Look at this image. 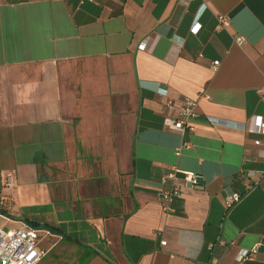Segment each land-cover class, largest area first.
Instances as JSON below:
<instances>
[{
    "label": "crops",
    "instance_id": "0c3cea01",
    "mask_svg": "<svg viewBox=\"0 0 264 264\" xmlns=\"http://www.w3.org/2000/svg\"><path fill=\"white\" fill-rule=\"evenodd\" d=\"M263 118L264 0H0V212L54 229L37 264H264Z\"/></svg>",
    "mask_w": 264,
    "mask_h": 264
},
{
    "label": "built area",
    "instance_id": "2783aa9c",
    "mask_svg": "<svg viewBox=\"0 0 264 264\" xmlns=\"http://www.w3.org/2000/svg\"><path fill=\"white\" fill-rule=\"evenodd\" d=\"M87 2L93 3L97 0H85ZM201 13L195 15V29L194 33H196L200 25L198 24ZM229 20L225 16L217 17V29L218 30H226L229 27ZM145 44H143L144 47ZM218 66V62H213V68ZM196 107L197 103L193 100H184L182 104L176 108L175 117H171L168 115L163 120V125L167 127L168 130L177 132L181 137H184L186 131L189 127V121L196 116ZM166 108L169 113H172L175 110L174 104L172 101L166 102ZM213 120L210 119L209 122ZM264 121V118H263ZM215 124H217L215 122ZM259 141H255V145H259ZM190 144L183 142L180 149H189ZM178 172L176 170H171L166 174L167 179H175ZM181 180L184 183H189L191 185L196 184L197 175L189 172L181 173ZM14 186V178L12 173H8L5 176L4 187L12 188ZM239 193H231L225 197L224 206L226 209L231 208L235 203L239 201L240 198ZM181 198V192L178 186H173L171 189L163 190L159 193V201L161 204V210L163 214H171L174 213V209L172 208V204L175 200ZM10 200L7 196H0V207H6L9 204ZM0 219L5 222H11V220L0 213ZM49 231L45 229H35L31 228L26 224H22L20 227L16 229H12L9 231H4L2 226H0V264H37L41 257V253L39 251V241L40 234H44V236L49 235ZM223 245V241L219 242ZM161 245H165V242H162ZM256 248H253L250 251H242L238 257L237 261L241 262L246 259L250 255L256 253ZM208 264H217L216 260H211Z\"/></svg>",
    "mask_w": 264,
    "mask_h": 264
},
{
    "label": "rangeland",
    "instance_id": "374dc122",
    "mask_svg": "<svg viewBox=\"0 0 264 264\" xmlns=\"http://www.w3.org/2000/svg\"><path fill=\"white\" fill-rule=\"evenodd\" d=\"M0 226H2L4 231H9V230L16 229V228L19 227V225L14 220H11V222H5L2 219H0ZM45 237L46 236H44V234H40V244H39V246H40V248L43 251L45 249H46V251L48 250L46 248V247H48V245H46L48 239L45 238ZM49 253H51V254L47 255V257L43 259L42 264L50 263L51 260H54V262H56L55 257H57V258L59 257V255H57V254H60L61 258H62V261H61L60 264H78V261L75 262V259H74L75 255L73 253V250H66L64 255H62V253L57 251V249H55L52 252H50V250H49ZM55 264H58V263H55Z\"/></svg>",
    "mask_w": 264,
    "mask_h": 264
},
{
    "label": "trees",
    "instance_id": "16d2710c",
    "mask_svg": "<svg viewBox=\"0 0 264 264\" xmlns=\"http://www.w3.org/2000/svg\"><path fill=\"white\" fill-rule=\"evenodd\" d=\"M0 213H1V215H3V216H5V217L9 218V216L7 215L6 212L1 211ZM25 224L28 225V226L31 227V228H35V229H45V230H47V231H51V232L54 233V229H53L52 227H50V226H44L43 228H40L39 226H36V225H34V224L30 223V222H25Z\"/></svg>",
    "mask_w": 264,
    "mask_h": 264
},
{
    "label": "water",
    "instance_id": "95a60500",
    "mask_svg": "<svg viewBox=\"0 0 264 264\" xmlns=\"http://www.w3.org/2000/svg\"><path fill=\"white\" fill-rule=\"evenodd\" d=\"M202 184H203V180H202V178L197 177V179H196V184H195V185L202 186Z\"/></svg>",
    "mask_w": 264,
    "mask_h": 264
}]
</instances>
